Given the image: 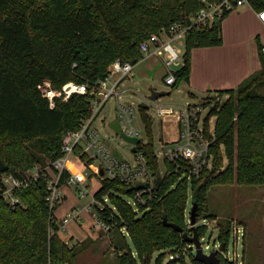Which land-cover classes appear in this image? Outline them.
I'll use <instances>...</instances> for the list:
<instances>
[{
    "label": "trees",
    "instance_id": "16d2710c",
    "mask_svg": "<svg viewBox=\"0 0 264 264\" xmlns=\"http://www.w3.org/2000/svg\"><path fill=\"white\" fill-rule=\"evenodd\" d=\"M250 5L254 11L264 10V0H250ZM201 7V0H0V174L21 179L35 165H43V157L60 158L64 136L78 130L80 120L90 116L88 95H72L50 109L39 93L44 81L55 89L70 81L90 89L107 76L113 61L136 65L142 59L141 41L174 23H189ZM228 14L208 28L188 33L183 66L174 72L171 91L188 82L192 49L221 45V25ZM261 48V69L236 88L218 91L229 97L210 107L208 117L216 116L213 166L196 180H180L170 167L168 176H159L152 119L148 107L138 105L146 142L139 143L137 150L157 174V200L149 211L135 216L123 199L133 195L134 186L101 177L93 195L98 200L107 195L116 211L112 219L105 211L99 212L100 217L109 224L116 221L113 229L125 227L127 232V238L121 235L116 240L120 252L115 264H151L156 252L190 245L162 221L166 217L167 222L192 234L185 223L189 191L197 202L198 217L212 186L264 185V93L254 91L264 86ZM79 159L89 167L83 156ZM68 176V171L61 174L59 186L66 184ZM46 179L18 190L22 201L18 207L11 208L0 198V264H75L80 254L77 243L70 246V241L58 235L61 223L54 211L59 204L49 209ZM217 227L219 242L227 243L229 226L217 222ZM202 228L197 227L199 239L205 234ZM162 263L163 256L156 260ZM189 263L202 264L193 252ZM166 264L188 263L181 257Z\"/></svg>",
    "mask_w": 264,
    "mask_h": 264
},
{
    "label": "built area",
    "instance_id": "2783aa9c",
    "mask_svg": "<svg viewBox=\"0 0 264 264\" xmlns=\"http://www.w3.org/2000/svg\"><path fill=\"white\" fill-rule=\"evenodd\" d=\"M201 2L202 7L190 16L189 23H174L166 30L150 35L138 45L142 60L154 58L157 64L163 66L165 72L163 83L168 89H171L175 83L174 72L183 66L185 41L190 31L208 28L214 20L220 19L225 13H230L239 7H251L250 0H201ZM254 12L259 22L264 26V10ZM261 52L264 54V46H262ZM135 66L129 62L113 61L109 66L107 76L90 89L87 84H77L71 81L63 84L60 89H55L50 81L43 82L39 87V93L46 100L50 109L54 108L58 101L66 102L72 95H88L91 97V113L89 117L82 120L78 130L69 133L63 140L61 146L62 156L60 158L51 161L45 167L35 165L21 179L11 174H0V198L9 207L15 208L22 205V201L17 195L18 190L28 187L40 178H47L45 200L49 209L52 210L62 199L59 178L64 171H67L68 157L79 150L90 160L98 162V169L102 171L101 177L117 180L134 187L138 184H145V187L135 190L132 196L123 199L135 216H140L149 211L151 204L157 200V193L154 189L157 174L148 166L143 153L137 150L138 144L145 143L146 140L142 141L140 139L139 129L132 124L133 119H135V104L132 101L120 104L117 117L121 133L128 137L140 139V142L135 145L136 152L132 153L131 160L123 159L115 154L105 143L104 138L95 126L97 116L108 101L112 98L117 101L122 100L126 93L124 89L125 82L129 80ZM145 105L148 109L152 107L146 103ZM211 106L204 100L197 103L186 102L184 106L177 108L163 106L158 103L154 104V115L156 117L172 119L178 127L177 137L173 141L163 145L159 144L162 149L158 152L155 149L160 177L168 176V168L170 167L180 180L190 182L193 179H198L203 171L212 168L214 159L212 146L216 141V116L208 117ZM136 108L138 111V105ZM66 185L77 186L78 194L82 198L88 195L87 183L80 182L73 174L69 173ZM85 210L92 212L94 225L97 229L108 232L116 227V221L109 224L99 214L101 211L108 212L109 218L112 219V213L116 211L115 206L109 202L107 195L98 200L91 194V199L86 204ZM79 218V211L77 209L72 210L62 219V225L69 220H79ZM186 224L191 228L189 218L186 220ZM205 225L207 226L208 222ZM119 232L122 235H127L125 227H120ZM231 234L234 235V244H238L243 239L244 230L242 227H234ZM202 240L203 238L199 239L204 252V249H208L209 246H203L201 244ZM227 243H225L223 251H218L221 243L217 242L212 251H217L219 259L222 258L223 261L232 263L235 259H240L242 255H238L237 252L234 253L235 251L232 256L228 255ZM192 251L195 253L193 246ZM181 252V248L156 252L153 255L151 264H156V260L162 256V264L171 261L178 262L182 257ZM237 264H242V259Z\"/></svg>",
    "mask_w": 264,
    "mask_h": 264
},
{
    "label": "rangeland",
    "instance_id": "374dc122",
    "mask_svg": "<svg viewBox=\"0 0 264 264\" xmlns=\"http://www.w3.org/2000/svg\"><path fill=\"white\" fill-rule=\"evenodd\" d=\"M248 6H242L236 10L230 12L225 18L227 23L225 29H232L237 23L246 22L244 20L245 16L241 17L242 11L248 9ZM243 20V21H242ZM262 35V41H264V32ZM110 66V65H109ZM107 67V71L109 69ZM164 68L161 64H157L154 58L147 60H142L136 64L131 77V85L133 87L132 93L133 97L125 98V96L120 98L121 101H117L112 98L108 101L102 108L100 114L97 116L95 121V126L98 128L101 136L104 138L105 143L123 159L131 160L132 145L124 142L121 138L115 134L109 127L108 123L117 119L118 117V107L123 102L132 101L135 105L134 114L135 119H133V125L140 131V139L142 141L146 140V135L144 131V124L138 114L136 106L139 104L150 105L148 114L152 119V133L154 137L155 149L160 151L159 144L163 145L165 143L171 142L176 138L177 123L172 119L158 118L154 115V104L158 103L163 106H171L174 108L182 107L186 102L197 103L205 99L209 105L215 102L222 103L229 96L228 94H219L218 92H213L208 94L205 98H190L187 94V89L185 85L179 87L180 89L171 91L163 83ZM153 88L157 91L167 90L171 93L167 96H163L156 101H151L148 99L149 90ZM126 89V88H125ZM254 91L259 94L264 93V86L255 88ZM129 92V91H128ZM123 95V94H122ZM81 123V120H80ZM71 133L68 132L67 135ZM112 138V140H110ZM160 142V143H159ZM25 147V145H23ZM28 147V144H27ZM30 148V146H29ZM32 149L35 148L32 146ZM40 155H38L39 157ZM79 156H83L84 161L88 162L89 167L84 165L79 159ZM44 159V164H37L42 167L47 166L51 163L49 158ZM67 168L73 173V175L80 181L86 182L88 185L86 197H80L78 194L77 186H68L66 184L60 187V192L62 199L59 203L65 209L68 206H74V208H80L86 205L90 199L91 194H94L100 188V178L97 175L98 162L90 160L85 154H82L77 150L74 154L70 155L66 164ZM226 163L222 165L224 169ZM62 189V190H61ZM66 194V197L64 196ZM62 208V209H63ZM192 208V192L189 191V197L187 200L185 220L189 218L190 210ZM61 210V209H60ZM56 212V210L54 211ZM187 217V218H186ZM214 217V218H213ZM205 221V222H203ZM206 222L208 225L206 226ZM217 222H220L224 227L229 226L230 235L227 243L228 255L232 256V253L242 255L240 259H235L232 264H237L241 261L245 264V257L248 260L247 264H261V250L264 243V185L261 186H239L236 184L231 185H215L212 186L205 197V205L203 206V211L197 217L196 226H203L204 236L201 244L203 246L208 245V249H204V253L208 254L212 251L214 245L219 242L218 239V227ZM186 223V222H185ZM87 221L83 217L79 224L77 219L70 220L67 224L69 230H84ZM189 229V225L186 224ZM234 227H242L244 230V235L242 239V244L239 241L238 244H234V235L231 234ZM74 230V231H75ZM66 231L61 230V236H68ZM122 234L116 229L106 232L105 230H96L93 237H88L82 242H77L75 245L76 250L80 252L75 258V264H115V257L119 254L120 250L117 247L116 240ZM127 238V235H125ZM122 237V236H121ZM217 240V241H216ZM84 242V243H83ZM75 244V243H74ZM70 243L69 245H74ZM225 248V247H224ZM182 257H185L188 264L190 260V252L192 251V246H183ZM244 251V253H243ZM136 256L135 252H132ZM244 254V255H243Z\"/></svg>",
    "mask_w": 264,
    "mask_h": 264
},
{
    "label": "crops",
    "instance_id": "0c3cea01",
    "mask_svg": "<svg viewBox=\"0 0 264 264\" xmlns=\"http://www.w3.org/2000/svg\"><path fill=\"white\" fill-rule=\"evenodd\" d=\"M239 16H245L244 20L246 22L237 23L230 30L225 29L227 19L223 20L221 25V45L192 49L189 80L179 86H186L188 97H200L202 99L213 92L234 89L250 75L261 69L258 47L264 46V41H262L263 33H261L262 31L264 32V26L259 22L251 7L243 10ZM130 79L131 77L125 82L126 89H124L126 93L124 96L126 99L133 97L132 93H130L134 90L130 84ZM67 171L73 174L68 168ZM97 171V175L101 179L102 175L100 173L102 171L98 168ZM64 196L66 197V194ZM85 206L80 208L68 206L65 209L61 204L58 206L56 212H54V217L61 223L58 235L62 240L70 241V243L74 244L95 235L98 229L94 225L93 214L91 211L85 210ZM75 209L79 211V224L83 217L87 221V224H84L85 229L83 231L79 228L74 229L75 231L69 230L67 224L70 220L62 225V219ZM61 230L70 234L63 237L60 235ZM261 251V264H264V243Z\"/></svg>",
    "mask_w": 264,
    "mask_h": 264
},
{
    "label": "water",
    "instance_id": "95a60500",
    "mask_svg": "<svg viewBox=\"0 0 264 264\" xmlns=\"http://www.w3.org/2000/svg\"><path fill=\"white\" fill-rule=\"evenodd\" d=\"M170 93H171V91H167V90L157 91L153 88H150L148 99L151 101H156L163 96L169 95ZM108 127L115 134L119 135L120 138L124 142L133 146L131 149L132 153L136 152L135 145H137L140 142V139L137 137H128L125 134L121 133L118 119H114L113 121L109 122ZM100 175H102V172L100 173ZM145 186H146L145 184H138L137 186L134 187V190H139ZM197 210H198L197 202H196V200H193L192 201V208H191L190 214H189V224L192 228V234L191 235L188 234L187 232H185L183 230V228H181L179 225L167 222L166 217H163V220H162L163 224L165 226L173 229L174 231L180 233L182 235L184 241L194 247V250H195L194 259L196 261H198L202 264H225L217 256V251H212L209 254H205L202 251L200 241H199V237H198V233H197V226H196ZM224 246H225V243L222 242L220 244L218 251H223Z\"/></svg>",
    "mask_w": 264,
    "mask_h": 264
}]
</instances>
